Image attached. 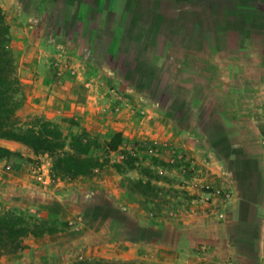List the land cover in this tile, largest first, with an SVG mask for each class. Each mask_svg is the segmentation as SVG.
<instances>
[{"label":"rangeland","instance_id":"374dc122","mask_svg":"<svg viewBox=\"0 0 264 264\" xmlns=\"http://www.w3.org/2000/svg\"><path fill=\"white\" fill-rule=\"evenodd\" d=\"M92 1L60 0V18L41 12L42 0L2 8L22 87L20 121L41 118L69 135L96 139L94 154L108 163L86 177L59 178L47 155L0 140L15 153L0 158V214L13 212L58 229L25 238L18 250L0 257V264L264 263V250L241 242L237 233L253 232L251 218L241 217L247 224L237 228L224 223V214L204 213L214 208L208 194L228 193L218 182L225 176L219 166L222 135L231 136L235 155L243 144L256 150L253 155L264 149V137L252 136L264 122L251 118L264 113V9L239 21L225 8L226 0H184L181 7L208 33L195 36L188 17L187 34L175 27L172 36L165 30L154 39L145 32L142 56L129 67L135 53L129 32L126 42H115L112 58L104 42L91 41L95 35L112 36L116 18L107 6L94 15L89 8L99 7L100 0ZM157 5L170 20L182 10L169 0ZM150 14L144 12V18ZM94 24L99 33H93ZM120 51L126 55H117ZM115 133L122 141L107 152L105 142ZM129 158L137 160L126 165ZM138 180L150 186L139 189ZM202 199L212 207L202 206Z\"/></svg>","mask_w":264,"mask_h":264},{"label":"trees","instance_id":"16d2710c","mask_svg":"<svg viewBox=\"0 0 264 264\" xmlns=\"http://www.w3.org/2000/svg\"><path fill=\"white\" fill-rule=\"evenodd\" d=\"M144 1H147V7L144 6ZM149 1L100 0L99 7H90L89 10L93 11L94 15H98L100 14L101 6H107V9L114 12L116 14L113 22V33L115 35L113 34L110 37L95 35L91 41L93 43L104 42L107 46L106 56L112 58L116 49L115 42H118L120 39L121 41H125L124 37L130 33L131 37L129 39H131V45L135 48V53L129 60V67H135L138 64V59L142 56L138 57V54L141 52V48H143L144 42L147 39L144 36L145 32L147 33L146 35L152 32L154 39L159 34H163L165 30L168 31V35L172 36L175 32V27L178 34H187L184 28H187L190 19L187 24H184V22H187L186 19L188 17L194 20L193 34L195 36L200 33H208L206 29L203 31L199 30L196 24L200 21H196L197 19L194 18V14L191 11L184 10L181 7L184 0H169L173 9H182L181 11L179 10V15L171 20L158 13L157 2H161V0H153V3ZM87 3L95 2L88 0ZM223 3H226L225 8L233 11L230 15L236 17V19L238 18L239 21L241 19L249 21V16H252L250 11L256 12L264 9V0H226ZM144 12L151 13L149 16L151 19L144 18ZM130 24L132 25L130 26ZM78 25L75 26V30L80 34L82 27L80 26L81 24ZM92 30L95 34L99 33L100 26L94 24ZM84 35L85 33H82V36ZM82 39L85 40L84 38ZM10 41V28L0 7V140L19 143L32 151L34 155H47L51 160L50 171L55 177L68 179L86 177L96 168L104 167L108 163V160L106 158L101 160L94 154L99 148V143L96 139H90L85 134L69 135L57 124L41 118H35L28 123L20 121L17 116V110L20 107V99L18 97L22 87L16 77L14 59L9 48ZM175 41L178 42L177 40ZM117 55L125 56L126 53L120 51ZM121 141L122 138L119 133L113 134L105 142V151L116 150ZM13 155H15L14 152L0 146V158L9 159ZM136 160V158H129L125 163L126 165H131ZM117 168H123V164L117 165ZM134 184L139 189L150 186L148 183H143L142 180H138ZM57 232L58 229L55 226L47 227L44 224H32L25 217L6 211L0 214V257L5 253L18 250L23 240L29 236L39 238L43 235H53ZM70 264L137 263L82 260Z\"/></svg>","mask_w":264,"mask_h":264},{"label":"crops","instance_id":"0c3cea01","mask_svg":"<svg viewBox=\"0 0 264 264\" xmlns=\"http://www.w3.org/2000/svg\"><path fill=\"white\" fill-rule=\"evenodd\" d=\"M59 1L60 0H42L40 11L45 14L47 11H53L54 14L60 18V12L63 7ZM17 2L18 0H16V3L14 0H7L5 2L6 5L0 3V7H13L15 4H18ZM66 7L68 8L69 6ZM262 116H264V113L251 118L253 121L264 122V117ZM252 134V136H256V138H263L264 127L252 130ZM222 136V148L224 146V151L219 153L222 161L219 166L221 170L220 175L223 174L225 176L218 182L221 188L228 193L225 197H216L214 194H211V196L208 194V197H205L207 201L208 198H211V205L214 206V208L204 199H202V203H200L205 208L212 207L210 210L207 209V211L204 212L206 213V217L215 212L221 215L224 214L227 217V221L224 223L232 224L237 228L240 227L239 225L244 226L247 224H242L241 217L244 221L247 217L251 218L248 224L253 226V232L251 233L245 229L241 231V229H239L237 233L241 235V242L250 241L253 249H257V251L264 250V149L259 148L260 152L257 155H253V152L256 150L253 151V148H249V145L243 144L240 145V154L235 155L239 152L237 151L235 153V147L231 141V136L229 134L228 136L226 134ZM247 137H249V135H244V138ZM2 141L4 143H11L10 141ZM216 148H219V146ZM215 181L216 179H213L211 182ZM208 211H210L211 214H208ZM191 216L192 214L189 215V217ZM227 227L229 228L230 225ZM226 233L230 234L231 232L227 231ZM262 242L263 245L261 246ZM259 262L258 264H264L260 259Z\"/></svg>","mask_w":264,"mask_h":264}]
</instances>
